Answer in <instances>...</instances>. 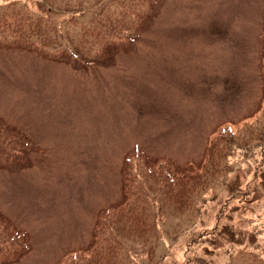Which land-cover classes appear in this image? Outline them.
Masks as SVG:
<instances>
[{
  "label": "rangeland",
  "instance_id": "374dc122",
  "mask_svg": "<svg viewBox=\"0 0 264 264\" xmlns=\"http://www.w3.org/2000/svg\"><path fill=\"white\" fill-rule=\"evenodd\" d=\"M32 4L55 27L49 54L0 47V121L32 141L22 164L0 168V213L31 247L0 264H56L86 247L97 213L121 199L127 153L198 167L221 129L254 121L264 103V0H159L130 47L87 62L72 39L103 18L101 2ZM155 202L154 235L130 242L137 253L154 247L153 258L135 264H263L246 248L264 237L252 230L264 212V157L234 163L181 214Z\"/></svg>",
  "mask_w": 264,
  "mask_h": 264
},
{
  "label": "trees",
  "instance_id": "16d2710c",
  "mask_svg": "<svg viewBox=\"0 0 264 264\" xmlns=\"http://www.w3.org/2000/svg\"><path fill=\"white\" fill-rule=\"evenodd\" d=\"M46 12L56 7L92 8L101 2L103 18L89 19L81 26L72 45L80 60H101L106 47H130L151 20L159 0H34ZM35 7V8H34ZM101 14V12H100ZM99 14V15H100ZM55 27L37 12L32 0H0V47L26 49L46 57L55 43ZM77 56V57H78ZM264 80V47H263ZM32 146L31 139L0 121V168L22 164L23 154ZM264 157V103L262 112L242 128L221 129L209 141L198 167L174 168L160 160L150 159L135 149L127 153L120 168L121 199L100 210L93 224L91 242L70 252L56 264H135L140 259L152 260L154 247L135 252L130 242L147 240L154 235L163 217L160 199L174 214L192 206L194 196L234 163ZM249 167V163H246ZM251 167V164H250ZM151 205V208H150ZM252 230L264 234V212L255 216ZM257 230V231H256ZM260 231V232H259ZM261 234V235H262ZM245 243H242L244 245ZM246 248L264 264V237ZM31 247L30 236L17 229L0 213V260L16 259ZM230 255V252L227 251ZM197 263L205 264L200 258Z\"/></svg>",
  "mask_w": 264,
  "mask_h": 264
}]
</instances>
